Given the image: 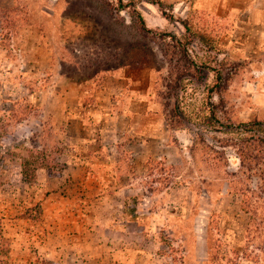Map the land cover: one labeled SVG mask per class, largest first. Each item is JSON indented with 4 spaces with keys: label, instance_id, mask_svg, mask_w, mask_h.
Instances as JSON below:
<instances>
[{
    "label": "rangeland",
    "instance_id": "rangeland-1",
    "mask_svg": "<svg viewBox=\"0 0 264 264\" xmlns=\"http://www.w3.org/2000/svg\"><path fill=\"white\" fill-rule=\"evenodd\" d=\"M123 3L0 0V264H163L206 221L210 264H264V167L239 151L264 122V0ZM166 32L204 75L171 98Z\"/></svg>",
    "mask_w": 264,
    "mask_h": 264
},
{
    "label": "trees",
    "instance_id": "trees-1",
    "mask_svg": "<svg viewBox=\"0 0 264 264\" xmlns=\"http://www.w3.org/2000/svg\"><path fill=\"white\" fill-rule=\"evenodd\" d=\"M159 1H157L158 3ZM119 3V10L121 7L125 6L123 0H117ZM134 15V24L136 26L137 31L143 32L147 30L146 24L144 19L137 13L135 9L132 10ZM186 31H188L189 25L187 23L183 24ZM162 40L164 42L162 53L166 60V64L168 67V71L166 77L163 80L167 79L165 84V88L168 89L166 93V98L173 97L179 88L184 89L185 80L187 77L194 76L197 79L202 78L204 75H200V70L197 68L202 66V63H198L197 61H193L188 55V45H190V40L180 39L175 33L166 32L164 33ZM220 87L219 83H215L213 86L209 87V93L216 92ZM171 112L177 116H187L184 107L180 104H175V106L171 109ZM187 114V115H186ZM212 116L215 118L214 112ZM248 128L244 129V131L251 132L248 139V142L245 146L241 147L240 155L244 161H249L253 164L254 167L250 164L249 168H257L260 169L262 166L264 167V122L259 120H253L248 122ZM247 141V140H246ZM29 154L35 158L33 161L34 164L32 167L28 166L31 165L28 161L24 160L26 163H21V175L24 177L25 180L31 181L35 178V171L37 170L38 165H43L45 161V151L37 150V149H26ZM251 170V169H249ZM262 170V169H261ZM263 171V170H262ZM260 176V175H259ZM260 179L264 178L260 177ZM138 215L135 213V217L137 218ZM2 245H0V252H1ZM211 261V260H210ZM36 264H50L47 261L36 263Z\"/></svg>",
    "mask_w": 264,
    "mask_h": 264
},
{
    "label": "crops",
    "instance_id": "crops-1",
    "mask_svg": "<svg viewBox=\"0 0 264 264\" xmlns=\"http://www.w3.org/2000/svg\"><path fill=\"white\" fill-rule=\"evenodd\" d=\"M209 221H206V226L193 225L190 229V234L181 235L179 242L175 241V246L178 247V257L173 258V255L166 256V261L163 264H210L208 238L210 233ZM148 259L140 264H148ZM162 260L159 261V264Z\"/></svg>",
    "mask_w": 264,
    "mask_h": 264
}]
</instances>
